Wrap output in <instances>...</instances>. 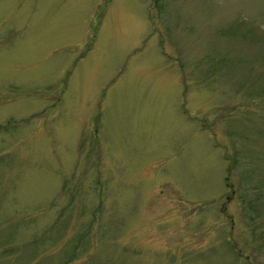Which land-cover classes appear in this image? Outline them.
Masks as SVG:
<instances>
[{"label": "rangeland", "instance_id": "1", "mask_svg": "<svg viewBox=\"0 0 264 264\" xmlns=\"http://www.w3.org/2000/svg\"><path fill=\"white\" fill-rule=\"evenodd\" d=\"M255 186L264 0H0V264H264Z\"/></svg>", "mask_w": 264, "mask_h": 264}, {"label": "trees", "instance_id": "2", "mask_svg": "<svg viewBox=\"0 0 264 264\" xmlns=\"http://www.w3.org/2000/svg\"><path fill=\"white\" fill-rule=\"evenodd\" d=\"M254 192L252 196L246 197L244 200L247 203V211L249 213V218L251 223L252 237L255 241H261V250H264V193L261 195L264 186L253 187ZM262 188V190H261Z\"/></svg>", "mask_w": 264, "mask_h": 264}]
</instances>
